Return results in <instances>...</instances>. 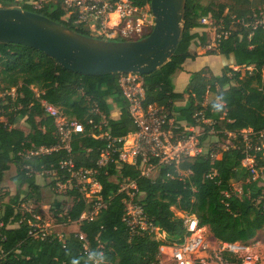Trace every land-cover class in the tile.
Segmentation results:
<instances>
[{
  "label": "trees",
  "instance_id": "obj_1",
  "mask_svg": "<svg viewBox=\"0 0 264 264\" xmlns=\"http://www.w3.org/2000/svg\"><path fill=\"white\" fill-rule=\"evenodd\" d=\"M62 1L45 2L42 8L34 9L24 0H0V7L22 3L23 9L93 36L73 23L66 15ZM130 1L149 10L150 0ZM259 9L264 10V0H224L217 4L186 0L182 32L174 53L153 72L141 75L144 106L155 103L168 108L177 122H186L179 130L195 126L197 122L193 115L202 110L204 118L212 123L203 124L205 132L199 140L202 142L210 129L223 138H227L226 132H233L234 146L220 149L219 156L214 159L209 156L213 148L207 147L200 155L182 157L178 169L190 171L184 179L179 178L172 165L161 166L154 180L142 177L128 164H121L118 170L114 164L99 168L96 178L101 184L99 194L106 203L105 208L92 220H82L77 231L61 237L32 226L30 222L37 221L32 213L21 209V203L32 198L39 200L37 173L52 168L57 170V175L65 173L58 168L61 159L71 158L76 167L95 166L106 140L105 137L95 138L92 133L119 137L135 129L118 86L119 73H75L38 49L0 42V93L12 87L16 93L14 98L7 94L0 97V186L10 166L15 169L11 178L15 194L0 195V264L157 262L160 245L180 243L183 239L182 221L170 208L172 205L193 212L199 224L207 226L217 241L246 244L255 238L258 231L264 229V193L263 187L247 181L248 171L241 165L245 153L240 131L246 128L253 132L264 131V28L245 27L232 20H251L254 11ZM205 15H210L216 22L221 20L222 25L230 29V34L206 53L224 59L221 73L215 75L203 68L191 73L184 91H175L173 74L182 69L186 58L195 57V52L190 49L207 42V33L199 24V19ZM232 63L239 68L234 70L230 66ZM206 93H212L214 97L204 104ZM184 95H187L185 105L175 106ZM41 99L58 106L67 117L83 124L84 131L72 136L69 152L57 149L30 154L41 146L49 148L58 142L53 120L43 112ZM110 101L119 108L117 118L111 116ZM20 121H24L27 130L18 126ZM255 155L257 167L264 170V155L261 152ZM167 172L172 177H168ZM111 177L119 180L129 177L136 183L138 195L134 200L141 205L147 219L165 233L163 239H156L147 231H132L124 223L126 193L118 192V183ZM234 183L240 184L239 194L233 188ZM68 194L73 202L69 210L57 218L60 222L77 220L85 207L77 190H70ZM4 196H7L5 201L2 200ZM55 206L57 215L62 210L59 203ZM79 232L88 241L92 259L83 253ZM229 258L233 259V256ZM93 259L98 262L94 263Z\"/></svg>",
  "mask_w": 264,
  "mask_h": 264
},
{
  "label": "built area",
  "instance_id": "obj_2",
  "mask_svg": "<svg viewBox=\"0 0 264 264\" xmlns=\"http://www.w3.org/2000/svg\"><path fill=\"white\" fill-rule=\"evenodd\" d=\"M24 1L34 9L42 8L46 2V0ZM62 5L66 15L72 18L74 24L87 29L94 37L105 40H116V36L135 39L133 36L140 37L149 33L153 27V15L149 11L150 9L134 5L130 0H63ZM144 13L149 15V20L145 19ZM213 21L210 15L202 16L199 19L203 30L212 35L206 45L208 50L216 48L220 40L230 34V29L225 28L221 21L219 23ZM232 23H239L245 27L251 25L254 28L257 26L264 28V11L262 9L254 11L252 19L247 21L233 18ZM231 66L234 70L239 68L235 65ZM118 86L127 102V110L135 129L119 137H111L107 133L100 135L92 133L93 137H105L106 140L95 166L76 167L71 158H64L58 161V168L65 172L64 174L57 175V170L53 168L39 172V174L52 175L54 177L52 184H55L56 187L64 189L68 187L69 191L77 190L81 195L85 207L79 216V223L85 219L92 220L106 206L99 194L101 184L96 178L99 168L114 164L118 170L121 164H128L136 168L142 177L154 180L158 177L161 166L172 165L179 178L184 179L190 171L178 169L180 159L200 155L205 149L193 128L212 123L209 119L204 118L202 110L196 111L193 115L197 122L195 126H186L183 130H179L180 126L185 124L177 122L168 108L155 103L146 106L142 104L144 86L140 74L135 72L119 73ZM5 94L14 98L15 87L1 92L0 97ZM40 103L43 112L53 120L58 142L49 148L41 146L37 150L30 151V154L49 153L57 149H65L69 152L72 136L84 131L83 124L75 118L67 117L58 106L44 99H41ZM89 122L91 121L89 120ZM226 134L233 138L225 148L234 146L232 142L235 140V133L226 132ZM240 136L245 153L241 165L248 171L247 181L255 182L258 187H263L262 193H264V170L262 167H257L255 155L256 152H261L264 155V131L253 132L251 128H246L240 131ZM221 146L222 149L224 145ZM219 153L220 149H212L209 156L214 159L219 156ZM105 174H107L106 171ZM166 175L172 177L170 172H167ZM111 180L118 183V192L126 193L123 200L125 209L122 220L124 223L132 231L140 230L153 233L156 227L147 219L141 205L134 200L136 194L138 195L136 183L129 177H123L121 180L111 177ZM88 189H92L93 197L90 201L85 199L82 194L83 190ZM234 190L237 194L240 193V189ZM170 208L172 211L173 208L176 210L175 216L182 221L183 239L180 243L160 245L159 255L160 252L167 249V261H162L158 255L157 262L150 264H240L237 254L245 246L239 242L210 239L206 235L204 226L199 224L198 218L193 212L175 206ZM32 216L36 221L38 220L33 214ZM30 224L43 232L45 231V227L38 221L30 222ZM78 238L82 241L83 253L92 259L85 235L79 232ZM210 241H213L214 246L210 245ZM99 246L101 247V245ZM228 255L233 256V259ZM93 262L97 263L98 260L93 259Z\"/></svg>",
  "mask_w": 264,
  "mask_h": 264
},
{
  "label": "water",
  "instance_id": "obj_3",
  "mask_svg": "<svg viewBox=\"0 0 264 264\" xmlns=\"http://www.w3.org/2000/svg\"><path fill=\"white\" fill-rule=\"evenodd\" d=\"M185 4L186 0H150L153 27L146 36L134 40L88 36L32 10L0 7V42L38 49L75 73L145 75L174 53L182 32Z\"/></svg>",
  "mask_w": 264,
  "mask_h": 264
},
{
  "label": "rangeland",
  "instance_id": "obj_4",
  "mask_svg": "<svg viewBox=\"0 0 264 264\" xmlns=\"http://www.w3.org/2000/svg\"><path fill=\"white\" fill-rule=\"evenodd\" d=\"M203 4H207L208 2H213L215 4L221 3L224 0H200ZM48 3H54L55 0H46ZM23 5L22 3H17L14 6L21 7ZM12 6V5H11ZM226 11V10H225ZM264 11V10H263ZM146 12V10H145ZM143 16H145L146 20H149V15L147 13H144ZM221 20H219L217 23H219ZM213 22H216L215 20ZM133 36V35H132ZM211 34L207 33V42L203 46H196V52L195 55H206L207 51H209L206 48V45L209 42V39L211 38ZM139 36H133V38H136ZM124 37L116 36L115 39H123ZM130 38V37H129ZM127 38V39H129ZM125 39V38H124ZM215 49V48H214ZM232 65V64H231ZM230 65V66H231ZM232 67V66H231ZM180 70L175 72L172 76V82L177 87V81L176 78L178 77V74ZM210 71V70H209ZM216 71V69H214ZM211 73V72H210ZM191 74L188 77V80L190 79ZM212 93H206L204 97V103H207L213 98ZM111 112H118L119 108L114 104L111 103ZM112 115V114H111ZM18 126L21 127L24 130H27V126L24 123V121H20L18 123ZM194 132L198 135V137L202 136L205 132L203 125H198L193 127ZM213 130H208L207 136L203 139V141L200 143L203 145L204 148H213V149H221V145H224L223 148H225L226 145L232 140V136H227V138L220 137L216 134ZM15 173L14 166L11 165L10 169L4 173V177L0 186V195H3V193H10L11 195L15 194V185L12 182L11 178ZM52 175H46L44 174H37L35 176L36 182L40 185V198L39 200L30 199L25 200L21 203V209L27 211L28 213H32L37 221L45 227V230L47 232H54L59 237H61L63 234L71 232V231H77L79 226V218L77 220L73 221H67V222H60L58 221V217L62 216L72 205V196L68 194L69 188H58L55 186V184H51V181L53 180ZM233 188L239 190L240 184L234 183ZM94 189V187H93ZM87 191V193H86ZM92 189L83 190L82 194L85 199H88L89 201L92 199L93 195L91 193ZM23 196L20 198L22 199ZM7 196H4L2 200H6ZM59 203V208L62 210L61 213H58L55 215V203ZM172 208L174 205L171 206ZM174 213L176 214V210L173 208ZM82 214V212H81ZM80 214V215H81ZM79 215V216H80ZM206 235L209 236L210 239L214 240L209 233L208 227L204 226ZM153 237L156 239H163L165 233L163 231L158 230V228L154 229L153 231ZM213 241H210V245L214 246L212 243ZM240 243V242H239ZM242 244V243H240ZM245 246V248L238 252L237 257L240 259V264H264V229L258 231L255 238L248 241L246 244H242ZM167 249H164L162 252H160V259L162 261H167L168 255H167Z\"/></svg>",
  "mask_w": 264,
  "mask_h": 264
},
{
  "label": "crops",
  "instance_id": "obj_5",
  "mask_svg": "<svg viewBox=\"0 0 264 264\" xmlns=\"http://www.w3.org/2000/svg\"><path fill=\"white\" fill-rule=\"evenodd\" d=\"M190 52L192 53L196 52V48L190 49ZM223 63H224V59L220 55H216V54H206V55H200V56L195 55V57L193 58H186L182 64V69L179 71L180 73L178 74V77L176 78L177 87L173 84L174 90L178 92L184 91V89L186 88L188 84L187 80H188L189 75L203 68H207L208 70H210L212 74H215V75L220 74ZM214 69H216V71H214ZM186 101H187V95H184V97L181 100H178L175 102V106L183 107ZM111 114H112L111 115L112 117L117 118L119 116V110L118 112H111ZM178 122L181 124L186 123L184 120H180Z\"/></svg>",
  "mask_w": 264,
  "mask_h": 264
}]
</instances>
